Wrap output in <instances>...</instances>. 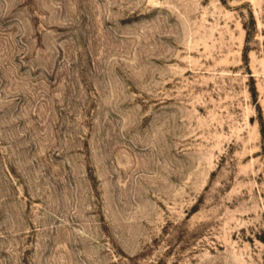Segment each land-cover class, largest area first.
I'll list each match as a JSON object with an SVG mask.
<instances>
[{"label":"rangeland","instance_id":"rangeland-1","mask_svg":"<svg viewBox=\"0 0 264 264\" xmlns=\"http://www.w3.org/2000/svg\"><path fill=\"white\" fill-rule=\"evenodd\" d=\"M0 264H264V0H0Z\"/></svg>","mask_w":264,"mask_h":264}]
</instances>
